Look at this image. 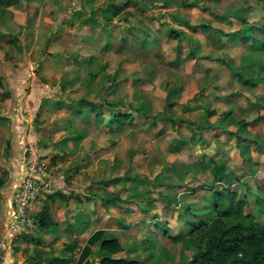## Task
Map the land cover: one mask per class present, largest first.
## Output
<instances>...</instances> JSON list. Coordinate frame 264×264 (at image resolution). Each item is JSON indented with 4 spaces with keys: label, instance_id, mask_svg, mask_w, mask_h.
I'll return each mask as SVG.
<instances>
[{
    "label": "rangeland",
    "instance_id": "374dc122",
    "mask_svg": "<svg viewBox=\"0 0 264 264\" xmlns=\"http://www.w3.org/2000/svg\"><path fill=\"white\" fill-rule=\"evenodd\" d=\"M57 4L36 43L16 51L25 85L38 88L30 112L29 97L18 100L25 148L43 152L58 184L51 193L66 198H56L57 234L45 244L38 224L27 234L26 263L57 255L76 264L104 229L138 264H185L192 255L178 240L201 219L191 212L213 184L248 198L264 224V0ZM119 113L129 119L113 124ZM93 250L85 264H99Z\"/></svg>",
    "mask_w": 264,
    "mask_h": 264
},
{
    "label": "crops",
    "instance_id": "0c3cea01",
    "mask_svg": "<svg viewBox=\"0 0 264 264\" xmlns=\"http://www.w3.org/2000/svg\"><path fill=\"white\" fill-rule=\"evenodd\" d=\"M60 1L66 0H0V234L4 232L7 218L10 215L12 188L23 177L26 154L28 157L38 155L47 160L43 152H36L33 146L31 149L25 148L29 136L26 134L27 129H22L24 128L20 121L22 108L18 100L22 99V95H27L29 106H25L24 112H30V106H32L30 102L33 101L36 104L35 102L39 100H34L33 97L37 96L38 88L37 85H34L35 79L32 81V86L25 85L26 80L31 76L26 70H23L24 65L16 51L21 50L22 47L27 50L36 43L34 41L37 37L34 32L37 31L39 24L48 20L45 16H50L53 11H59L61 4L59 5L57 2ZM79 9L78 5L76 11ZM21 32L23 33L20 38H24L23 45L21 40L17 41ZM173 38L178 39L179 37L173 36ZM25 62L26 59H24V64ZM14 78L16 79L14 85H8L7 79L13 81ZM10 92H12V102L8 101L9 98L4 99V95ZM41 101L43 100L40 99ZM52 194L51 192L43 193L33 208L35 220L39 213L48 208L54 223L47 230L40 228L41 232L37 233L43 244H45L46 235H54L59 229L61 230V226L57 227V225H60L62 220L54 218L53 214L60 213L63 205L58 203L56 198L63 196L57 195L56 197L55 194ZM28 243L31 242L27 235L13 237L8 257L0 264H27L26 261L30 255L28 253L30 247L26 245ZM39 243L38 240L37 244L39 245ZM69 252L73 253L74 251ZM30 261L32 260L29 259L28 262Z\"/></svg>",
    "mask_w": 264,
    "mask_h": 264
},
{
    "label": "trees",
    "instance_id": "16d2710c",
    "mask_svg": "<svg viewBox=\"0 0 264 264\" xmlns=\"http://www.w3.org/2000/svg\"><path fill=\"white\" fill-rule=\"evenodd\" d=\"M246 33H241L243 42L258 48L259 43L250 42ZM173 36L178 37V33L175 32ZM258 49L264 51V42ZM237 75L243 85L254 84V81ZM128 119V114L119 113L115 115L113 124H124ZM240 123L247 125L243 120ZM207 190L210 197L206 206L191 212V215L195 214L201 219L193 223L188 235L178 240L184 250L192 255L185 264H264V224L258 222L251 212H247L250 207L249 199L240 198L230 187L219 190L218 186L213 184ZM36 221L44 230L54 224L48 208L36 216ZM94 247L102 253L99 264H138L135 260L122 256L125 248L116 236L104 229L95 231L89 237L76 264L88 263V258L95 253ZM67 249L74 251L71 246ZM71 263L70 257L53 256L48 260V264Z\"/></svg>",
    "mask_w": 264,
    "mask_h": 264
},
{
    "label": "built area",
    "instance_id": "2783aa9c",
    "mask_svg": "<svg viewBox=\"0 0 264 264\" xmlns=\"http://www.w3.org/2000/svg\"><path fill=\"white\" fill-rule=\"evenodd\" d=\"M57 186L49 164L38 155L28 157L26 154L23 177L12 188L10 215L0 234V262L8 257L13 237L33 232L34 206L43 193L55 191Z\"/></svg>",
    "mask_w": 264,
    "mask_h": 264
}]
</instances>
